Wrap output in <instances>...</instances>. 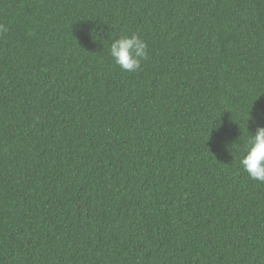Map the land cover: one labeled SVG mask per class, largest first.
I'll return each instance as SVG.
<instances>
[{"label": "trees", "instance_id": "1", "mask_svg": "<svg viewBox=\"0 0 264 264\" xmlns=\"http://www.w3.org/2000/svg\"><path fill=\"white\" fill-rule=\"evenodd\" d=\"M0 38V264H264V0H0Z\"/></svg>", "mask_w": 264, "mask_h": 264}, {"label": "clouds", "instance_id": "2", "mask_svg": "<svg viewBox=\"0 0 264 264\" xmlns=\"http://www.w3.org/2000/svg\"><path fill=\"white\" fill-rule=\"evenodd\" d=\"M108 54L121 71L134 73L140 69L141 62L148 58L147 43L136 33L122 34L112 40ZM247 115L248 123L252 118L249 112ZM247 134L248 139L240 149L239 166L251 180L264 184V127H256L254 134L248 131Z\"/></svg>", "mask_w": 264, "mask_h": 264}, {"label": "bare ground", "instance_id": "3", "mask_svg": "<svg viewBox=\"0 0 264 264\" xmlns=\"http://www.w3.org/2000/svg\"><path fill=\"white\" fill-rule=\"evenodd\" d=\"M32 22V21H31ZM1 39V38H0ZM13 66V65H12ZM259 116V115H258ZM101 173V172H100ZM88 213V212H87ZM99 221V220H98ZM76 228V227H75ZM78 228V227H77ZM85 232V231H84ZM54 239V238H53Z\"/></svg>", "mask_w": 264, "mask_h": 264}]
</instances>
